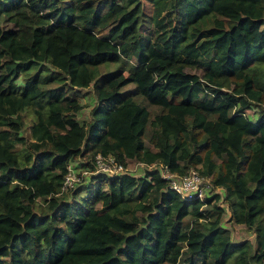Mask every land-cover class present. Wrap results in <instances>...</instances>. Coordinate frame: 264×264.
<instances>
[{"label":"trees","instance_id":"16d2710c","mask_svg":"<svg viewBox=\"0 0 264 264\" xmlns=\"http://www.w3.org/2000/svg\"><path fill=\"white\" fill-rule=\"evenodd\" d=\"M147 1L0 0V264H264V0ZM96 153L196 168L226 207L157 170L61 192Z\"/></svg>","mask_w":264,"mask_h":264},{"label":"built area","instance_id":"2783aa9c","mask_svg":"<svg viewBox=\"0 0 264 264\" xmlns=\"http://www.w3.org/2000/svg\"><path fill=\"white\" fill-rule=\"evenodd\" d=\"M143 168L148 170H157L160 177L167 181L168 186L177 192L182 199L200 200L203 201L207 196L213 193H218L217 190L222 189L220 186H215L210 177L202 175L196 168H190L183 174L172 172L167 165L160 162L144 163L137 161ZM93 170L82 168L80 175L70 162L67 164V169L63 177V182L60 187L61 192L73 189L83 183L82 176L103 173L105 175H115L123 172H130L128 164L124 165L116 160L112 154L96 153L92 160ZM223 190V189H222ZM226 207V203H224ZM228 212V209L226 208Z\"/></svg>","mask_w":264,"mask_h":264},{"label":"rangeland","instance_id":"374dc122","mask_svg":"<svg viewBox=\"0 0 264 264\" xmlns=\"http://www.w3.org/2000/svg\"><path fill=\"white\" fill-rule=\"evenodd\" d=\"M142 8H143L144 15L146 17L151 15L152 4L150 2H148L147 0H142ZM144 24H145V29H146V27L148 26V21L145 20ZM4 25L8 26V27L12 26V24L9 22L5 23ZM112 65H113V63L111 61L110 64L107 66L111 67ZM104 67L105 66L101 65L100 70H104ZM125 92H127V91H124V93ZM79 99H80V103L82 104V107L77 111V118L79 119L80 122L88 121L91 118L90 109H91L92 105L95 103V96H94L93 89H92L91 85L82 89V95L79 97ZM260 108H261V106L258 105L255 109H248L246 111L247 116L254 119V116L256 115L255 110L258 111ZM25 123L28 126V120H26ZM24 135L26 137H29L27 127H26V129H24ZM146 142H147V140H146ZM82 158H84V157H81L80 159H78L75 162H71L73 164V167L76 168V171L78 172L79 175H80L81 169L83 168V166H81V163L84 161L85 162L87 161V160L82 159ZM128 168H129L130 172L135 173V175L141 174L145 170H148L147 168H143L140 164H138L137 160H135V159L128 160ZM87 178H88V175L82 176V181L85 182ZM217 192L221 196L220 199L218 200V204L224 206V203H225V200L223 199L224 192L222 189H219V188H218ZM228 216H229L228 212L225 211L223 213V224L225 226H227V228H229L231 239L235 240V241L243 240V239H249L254 243V233L251 230L247 229L244 224L234 223L232 220H229Z\"/></svg>","mask_w":264,"mask_h":264}]
</instances>
